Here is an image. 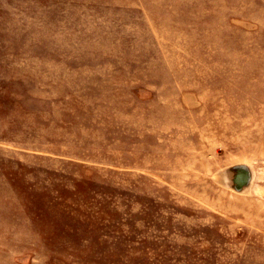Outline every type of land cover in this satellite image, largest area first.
<instances>
[{"label": "rangeland", "instance_id": "rangeland-1", "mask_svg": "<svg viewBox=\"0 0 264 264\" xmlns=\"http://www.w3.org/2000/svg\"><path fill=\"white\" fill-rule=\"evenodd\" d=\"M0 264H264V0H0Z\"/></svg>", "mask_w": 264, "mask_h": 264}, {"label": "water", "instance_id": "water-1", "mask_svg": "<svg viewBox=\"0 0 264 264\" xmlns=\"http://www.w3.org/2000/svg\"><path fill=\"white\" fill-rule=\"evenodd\" d=\"M225 177L230 188L237 192H244L251 187L254 172L248 163H237L225 170Z\"/></svg>", "mask_w": 264, "mask_h": 264}]
</instances>
